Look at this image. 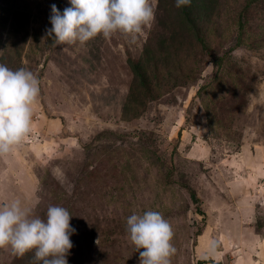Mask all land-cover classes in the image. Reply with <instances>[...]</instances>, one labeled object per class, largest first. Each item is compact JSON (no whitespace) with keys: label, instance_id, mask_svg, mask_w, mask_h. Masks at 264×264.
Returning <instances> with one entry per match:
<instances>
[{"label":"rangeland","instance_id":"rangeland-1","mask_svg":"<svg viewBox=\"0 0 264 264\" xmlns=\"http://www.w3.org/2000/svg\"><path fill=\"white\" fill-rule=\"evenodd\" d=\"M158 2L0 0V264H201L226 224L264 246V0H214L165 59Z\"/></svg>","mask_w":264,"mask_h":264},{"label":"trees","instance_id":"trees-1","mask_svg":"<svg viewBox=\"0 0 264 264\" xmlns=\"http://www.w3.org/2000/svg\"><path fill=\"white\" fill-rule=\"evenodd\" d=\"M159 0L158 6H157V12L161 13L160 8L162 7V3ZM178 3L174 5V12H171L170 10L167 11V19L168 16L170 18V22L166 25L165 29L169 32L168 36L165 39H159V45L160 48L163 47L161 52L163 54V59H165L167 51L172 47V45L177 42L178 48L182 46L181 39H185L184 37H187L190 39H195V45H199V39L196 38L201 31V27L199 26L200 23H203L205 19L211 14L212 12V3L214 0H176ZM173 7V6H172ZM163 8V7H162ZM24 8H18L17 6H13L11 8V11L9 13V30H12V32H17L20 27L23 26L25 22V17H22L23 14H25ZM165 26V25H163ZM170 27V28H169ZM180 38V40H178ZM26 41V38L25 40ZM145 57L143 59H138L135 62L129 61V67L132 70L133 74V85L131 86L132 89H130L129 95L127 96V99H130L136 95L135 92L137 89V86L139 84L144 85L145 83H148L149 80L147 79L148 73L150 71L155 72L153 69L155 68V65L158 64V61L154 60V55L150 51L144 52ZM164 63V60H163ZM162 65V62L160 63ZM146 89L149 91L150 87L149 85L145 86ZM190 200L191 202L197 206V203L199 202L198 197L196 196L194 191H189ZM198 209V210H197ZM196 209L197 212H200V208ZM201 231L198 229L195 231V235H200ZM210 262L209 260L201 261L202 263ZM211 263V262H210Z\"/></svg>","mask_w":264,"mask_h":264},{"label":"crops","instance_id":"crops-1","mask_svg":"<svg viewBox=\"0 0 264 264\" xmlns=\"http://www.w3.org/2000/svg\"><path fill=\"white\" fill-rule=\"evenodd\" d=\"M236 200L237 203L241 201L240 197ZM241 215L242 214H240L239 217ZM242 226L245 225L242 224ZM220 229H222V233L227 232L218 240L222 248L220 252L214 250V243L210 235L202 233L199 237L197 236L200 239L198 249H200L202 253L199 257H204L203 259H210L213 261V263L206 262L202 264H263L264 254L262 255L261 250L264 246H260L259 248L254 247L249 251L244 245L245 242L243 239L246 240L248 238L249 240L251 238L254 242V232H246V230L240 229V227L230 228L227 224L221 225ZM241 240L243 244L240 242ZM225 260H227V262Z\"/></svg>","mask_w":264,"mask_h":264},{"label":"water","instance_id":"water-1","mask_svg":"<svg viewBox=\"0 0 264 264\" xmlns=\"http://www.w3.org/2000/svg\"><path fill=\"white\" fill-rule=\"evenodd\" d=\"M191 218V217H190Z\"/></svg>","mask_w":264,"mask_h":264}]
</instances>
